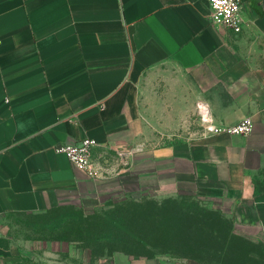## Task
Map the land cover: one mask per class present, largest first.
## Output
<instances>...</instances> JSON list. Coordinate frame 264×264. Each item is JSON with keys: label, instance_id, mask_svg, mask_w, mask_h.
Instances as JSON below:
<instances>
[{"label": "crops", "instance_id": "obj_1", "mask_svg": "<svg viewBox=\"0 0 264 264\" xmlns=\"http://www.w3.org/2000/svg\"><path fill=\"white\" fill-rule=\"evenodd\" d=\"M211 14L209 0H0V264H14L8 214L183 194L230 220L236 246L223 262L264 264V0H243L240 33ZM165 66L180 75L151 101L142 81ZM196 103L203 134L158 143L157 111L176 132ZM207 113L217 126L250 116L254 127L209 132ZM86 137L99 143V177L56 151Z\"/></svg>", "mask_w": 264, "mask_h": 264}, {"label": "rangeland", "instance_id": "obj_2", "mask_svg": "<svg viewBox=\"0 0 264 264\" xmlns=\"http://www.w3.org/2000/svg\"><path fill=\"white\" fill-rule=\"evenodd\" d=\"M179 75L174 66L147 72L142 81L143 94L151 101L163 100L165 83ZM196 108L197 103L190 123L178 127L176 132H165L163 107L157 111L159 116L156 120L153 117L155 123L151 126L158 136L156 141L160 144L178 142L202 135L204 130L197 121ZM210 210L192 194L162 202L127 196L82 201L45 213L8 214L1 220V228L15 252L14 264H128L132 257L154 254L213 264L209 251L202 253V249L191 242L200 237L212 245L219 243L215 234L209 238L202 236L212 232L204 229L206 223L215 228L221 225ZM215 232L220 235L219 228ZM223 263L243 264L233 263L228 258Z\"/></svg>", "mask_w": 264, "mask_h": 264}, {"label": "built area", "instance_id": "obj_3", "mask_svg": "<svg viewBox=\"0 0 264 264\" xmlns=\"http://www.w3.org/2000/svg\"><path fill=\"white\" fill-rule=\"evenodd\" d=\"M212 14L211 20L214 25L223 26L236 33L244 28L243 0H209ZM206 123L204 128L209 132L227 131L233 134H249L254 127L253 120L247 116L231 126H217L212 123V118L203 115ZM99 143L94 138H83L76 142H65L56 146V151L65 153L70 161L77 167L84 169L91 177H99L102 174L100 166L95 159V150Z\"/></svg>", "mask_w": 264, "mask_h": 264}, {"label": "trees", "instance_id": "obj_4", "mask_svg": "<svg viewBox=\"0 0 264 264\" xmlns=\"http://www.w3.org/2000/svg\"><path fill=\"white\" fill-rule=\"evenodd\" d=\"M199 213L200 212L196 211V215H199ZM210 213L214 214L217 217V219H219V222L221 223L220 227H216V228L220 229V235L216 234L217 232H215L216 231L215 225L211 227L209 224L206 223L205 225H207L209 227L204 226L205 227L204 229H211L212 232H211V234H208L206 232V235H202V236H206L209 238V236L217 235V239L219 240V243L218 244L216 243V245H212L211 243H206L205 240L202 241L200 237H197V241H195V239L193 238L191 240V242H192V244L195 243L196 246L201 248L202 253H204L203 251L208 250L209 253L213 256V261H221L222 260V262H223V260L226 257H228L230 254L231 247H232V245H230V243L233 242L232 240L235 237L230 234L231 222L229 219L225 218L224 216H222L221 214H219L218 212H216L214 210H210ZM213 230H215V231H213ZM146 256H153V255H146Z\"/></svg>", "mask_w": 264, "mask_h": 264}]
</instances>
